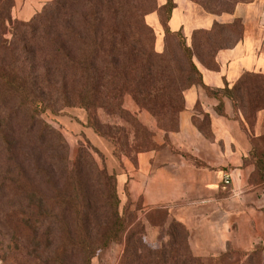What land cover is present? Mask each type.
Wrapping results in <instances>:
<instances>
[{"label":"trees","instance_id":"16d2710c","mask_svg":"<svg viewBox=\"0 0 264 264\" xmlns=\"http://www.w3.org/2000/svg\"><path fill=\"white\" fill-rule=\"evenodd\" d=\"M175 6V0H165V34L174 37L180 53L177 59L186 69L166 61V48L155 50L145 19L149 11L137 10L128 0H51L30 20L15 22L8 29L9 16L0 0V138L9 151L17 137L23 149L41 148L49 141L54 149L49 160L39 157L35 167L22 162L14 174L7 169L0 178L5 264H92L99 252L122 242L118 264H207L191 251L188 231L179 221L167 226L166 241L148 244L143 228L131 227L120 213L116 175L99 167L83 147L73 161L59 158L55 148L65 147V141L40 118L44 107L56 112L63 105L78 104L87 110V126L112 140L119 156L123 143L113 130L119 126L104 124L99 111L129 123L135 154L156 147L149 130L123 107L125 94L133 95L157 117L150 101H161L169 122L177 112L179 96L183 94L181 111L185 90L195 84L221 99L219 91L204 84L196 59L209 63L219 49L235 45L242 36L204 60L194 53L206 47L197 36L212 34L195 30L189 45L181 29L173 31L169 26ZM7 33L10 38H5ZM260 84H264L263 75L245 73L224 94L235 108L264 110V96H257ZM245 88L247 96L255 97L237 98L236 91ZM222 108L221 101L218 109ZM256 140L253 154L264 147L262 138ZM256 162L262 173L264 159L257 157Z\"/></svg>","mask_w":264,"mask_h":264},{"label":"crops","instance_id":"0c3cea01","mask_svg":"<svg viewBox=\"0 0 264 264\" xmlns=\"http://www.w3.org/2000/svg\"><path fill=\"white\" fill-rule=\"evenodd\" d=\"M175 8L169 21L173 31L181 28L171 26ZM233 16L244 21L241 39L219 49L209 63L196 59L204 84L222 98L209 95L201 84L186 89L177 130L166 133V139L159 135L156 147L140 152L135 164L116 159L86 125L85 114L76 113L80 123H72L71 117H63L69 119L63 123L94 145L106 146L118 192L127 187L132 201L141 200L146 210L166 209L193 232L194 255L212 262L232 248L243 253V260L253 253L264 264V178L253 154L255 139L264 136V110L256 112L251 129L235 117L233 102L224 94L245 73L264 76V0L237 6ZM203 28L209 27L193 30ZM227 175L231 182L224 185Z\"/></svg>","mask_w":264,"mask_h":264},{"label":"rangeland","instance_id":"374dc122","mask_svg":"<svg viewBox=\"0 0 264 264\" xmlns=\"http://www.w3.org/2000/svg\"><path fill=\"white\" fill-rule=\"evenodd\" d=\"M50 1L51 0H2L5 10L7 9V14L6 12L4 14L6 15V17L9 16V20H6L7 29L9 27H13L15 22L30 20L35 14L40 12L43 7ZM254 1L255 0H175L176 8L171 26L172 28H177L181 24L180 29L182 30V34L185 36L189 45H193V28L195 26L201 25L209 27L208 29L203 28L201 30L209 31L212 34L211 36L202 33L197 36V41L200 42V44L203 43V45H206V47L202 48V50L200 49L201 51L197 49L194 50V53L196 55L201 56L204 60H208V58L211 57V55L218 47L231 46L237 39L242 36L245 24L242 18H237L233 16L234 11L237 6L250 4ZM164 3L165 0H128V4L130 6L132 5L137 10L142 12L147 9V11H149L148 14L145 15V19L152 29V38L155 50L157 52H163V50L166 48V61L174 62L175 65L178 62L179 65L185 68L186 64H184L182 59H177L180 58V53L174 47V37H169L165 34V25H167V23L165 24L166 14L163 11ZM5 38H10V33L5 34ZM175 59H177V61ZM186 72H184L183 74H186ZM247 92L248 90L246 88L244 90H237L235 93L237 96H235L237 98L243 99H245L246 97H255L254 94L247 96ZM257 96L259 98L264 96V84H260V86H258ZM260 101L263 100L261 99ZM150 104L154 107V111L158 112V117L154 115L151 111L146 109V106L143 107L138 104L133 95L125 94L123 98V107L132 115L137 117L139 122L149 130L152 139L157 145L156 139L159 137V135L163 136L166 139V133L177 130L179 111L181 106L183 105V94L179 96L178 107H176L177 112L171 117L170 122L168 121V117L170 116H166V114L164 115V113L162 112L163 108L161 101L152 100L150 101ZM261 104L262 103H260V105ZM257 111L258 110L256 109L251 111L245 109L243 110L241 106H238V108L234 107L235 117L241 120V122L245 124V126L251 129L254 126V120ZM77 112L82 113V115L85 114V117L87 118V125V110L84 107L79 106L78 104H75V106L63 105L59 107L56 112L48 107H44L41 111L40 118L46 121L56 131H58L65 141V147L57 146L55 148L57 156L59 158L60 156L63 158L65 157L69 161H73L78 153V148L83 147L91 153V158L95 160L96 164L99 167L102 168L103 166H105V168L110 174H115L112 173L107 167V158L105 154V150L107 149L106 146H104L102 149L94 145L84 135V133L75 131L74 129H70L66 126L65 123H63V121L69 122L68 118L63 117H71L72 119L70 121L72 123H74V120L77 122L81 121L79 113L76 114ZM99 115L101 121L104 124L108 123L107 126L111 125L113 126V128L115 125L119 126V129L113 130L115 133L114 135L119 137L120 141L124 144L120 145L119 148L120 150L122 149L121 155L117 156L115 154V145L112 140L101 136L105 140V143L108 145V147L112 148L114 157L120 161H123V159H129L135 164L136 157L139 153L135 154V149H137V145H135L133 141L132 127L125 120L107 117L102 111H99ZM167 125L168 128L164 129V127ZM34 136V134L31 135V137ZM15 140L17 141L15 144V148H13L10 144L9 151L8 149H5L3 140L2 138H0V178H2L4 172L7 169L12 171L14 174L15 171H18V164L22 162L26 161L25 166L27 165L29 167H35V161H39V157H42V159L44 160H46L47 157V159L49 160L50 154H52L54 150L52 149V143H49L50 141L44 144L41 148L28 149V147L23 149L22 140L18 137L15 138ZM256 141L259 140L257 139ZM261 141L264 144V136ZM126 149L129 150L130 153H126ZM255 154L258 159L259 157L264 159V147H258V150L256 149ZM261 174L264 178V166L262 167ZM117 193L120 200V213L126 217L131 227L136 228L138 230L143 228V237L148 244L152 246H158L163 241H166L168 239L166 234L167 226L173 220L179 221L178 219L169 215L166 209L154 208L146 210L141 200L132 201L130 198H128L129 193L127 187H125L124 191L122 192H118L117 190ZM11 200L14 201L13 199ZM4 204V202L1 203L2 206ZM163 222H166V225L162 224ZM183 225L185 226V224ZM186 229L189 234V245L191 251L193 252V232H191L187 227ZM6 243V237L5 235H3V231H1L0 229V264H5L2 258V250L5 249ZM123 247V242L113 243L106 250L99 252L93 258L92 264H118ZM242 254L243 253H235L232 248H229L225 256L217 258V260L215 258L212 262L205 263L260 264L258 263V256L253 255V253L249 256V258H246L245 260H243L244 258L240 257V255ZM206 259L208 260V258Z\"/></svg>","mask_w":264,"mask_h":264},{"label":"built area","instance_id":"2783aa9c","mask_svg":"<svg viewBox=\"0 0 264 264\" xmlns=\"http://www.w3.org/2000/svg\"><path fill=\"white\" fill-rule=\"evenodd\" d=\"M230 182H231L230 177H229L228 175L225 176L224 179H223V183H224V185H229Z\"/></svg>","mask_w":264,"mask_h":264}]
</instances>
